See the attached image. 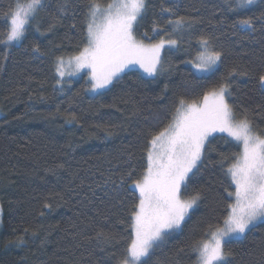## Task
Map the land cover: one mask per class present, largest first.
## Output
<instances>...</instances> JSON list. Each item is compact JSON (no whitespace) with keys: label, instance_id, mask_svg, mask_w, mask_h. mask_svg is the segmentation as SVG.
<instances>
[{"label":"trees","instance_id":"1","mask_svg":"<svg viewBox=\"0 0 264 264\" xmlns=\"http://www.w3.org/2000/svg\"><path fill=\"white\" fill-rule=\"evenodd\" d=\"M111 2L100 0L103 6ZM50 3L53 7L40 11L33 22L40 32H46L55 14V0ZM162 3L164 0H148L146 14L136 29L138 39L145 31L151 35L153 20H161ZM175 3L179 15L195 16L200 21L194 25L195 34L210 32L218 37L216 43L224 48L226 56L216 76L233 62L252 69L250 77L236 79L230 102L249 110L253 131L260 134L264 130V94L255 84L264 68L262 24L256 23L255 33L236 36L230 26L238 18L258 16L264 12V4L256 0L246 11L229 13L224 11L225 0ZM7 5L8 0H0V8ZM82 19V12L78 10L73 16L70 11L58 20L53 32L44 36L30 28L23 45L13 48L7 62L0 66V264H116L125 245L102 252L94 237L101 230L115 233L118 238L127 235V225L121 221L126 218L132 194L121 192L117 196L110 187L103 186L104 180L110 175L118 178L129 166H135L137 173L142 171L146 159L139 134L153 125L158 130L167 123L174 95L185 92V81L191 80V66L181 63L191 57L182 47L165 55V61L171 60L174 69L155 80H141L136 71H128L110 90L91 94L83 90L87 87L86 74H81L71 78L63 91H54V86H59L55 84L52 61L74 52L82 35ZM2 20L0 16V30L4 28ZM221 20L225 23L219 24ZM74 23L76 27L72 28ZM33 44L39 45L45 55L34 57L30 53ZM55 45L62 46L55 49ZM165 84L167 92L163 91ZM202 94L203 89L187 87L186 99L190 102ZM70 113L77 117L71 123ZM209 147L215 151L206 153L188 189L205 187L204 201L183 231L172 233L147 258V264H192L195 259L185 244L198 220L224 195L221 169L210 165L209 160L219 159V153H238L242 146L226 143L217 134ZM129 153L132 160L126 164ZM118 199L124 203L118 204ZM44 203L51 204V208L43 209ZM18 237H23L22 246L8 245ZM225 251L232 253L229 264H264V220L255 223L244 236L234 238ZM112 252L117 255L111 256Z\"/></svg>","mask_w":264,"mask_h":264},{"label":"snow or ice","instance_id":"2","mask_svg":"<svg viewBox=\"0 0 264 264\" xmlns=\"http://www.w3.org/2000/svg\"><path fill=\"white\" fill-rule=\"evenodd\" d=\"M260 2L264 4V0ZM255 3L256 0H225L224 11H246ZM52 7L50 0H8L7 7L0 8L4 24L0 30V66L7 62L13 48L23 45L30 28L40 32L33 22L40 11ZM54 8L55 14L46 32H40L41 36L53 32L58 20L70 11L73 16L78 10L83 15L82 35L74 52L56 56L52 61L55 84L59 86L58 89L54 86V91H63L72 77L83 72L87 73V87L83 90L102 94L128 71H136L141 80H155L171 72L174 65L171 60L165 61V55L182 47L191 57L181 61L191 66V80L185 81V92L174 95L167 123L158 130L153 125L139 134L146 166L139 173L135 166H129L118 178L110 175L104 180L103 186L110 187L117 196L121 192L132 195L125 209L126 218L121 221L127 225V235L118 238L115 233L97 231L94 239L101 245L100 251L124 244L116 264H147V258L172 233L183 231L207 191L203 186L188 191L189 182L200 171L206 153L215 151L209 145L218 134L226 143L242 146L241 151L232 155L219 153V159L209 160L210 165H219L221 169L224 195L198 220L185 249L195 256L192 264H229L232 253L225 251L226 245L244 236L258 220H264V130L254 133L249 110L230 102L236 79L250 77L252 69L233 62L216 76L226 56L224 48L218 46V37L210 32L195 34L194 25L200 21L195 16L179 15L175 0H164L159 13L161 20H153L151 35L145 31L140 39L136 29L146 14L148 0H112L107 6L100 0H55ZM164 16L168 18L163 19ZM258 22L264 32V12L238 18L230 26L232 35L255 33ZM30 53L37 58L45 55L37 44L31 46ZM212 77L215 79L209 83ZM187 87L203 89L202 97L198 95L189 102ZM255 87L264 94V68ZM167 89L165 84L163 91ZM69 116V123L77 119L75 114ZM106 131L112 134L111 129ZM131 160L129 153L125 163L130 164ZM230 160L234 162L229 164ZM117 203L124 201L118 199ZM42 208L50 209L51 204L44 203ZM43 214L41 211L40 215ZM22 242L23 237H18L7 243L19 247Z\"/></svg>","mask_w":264,"mask_h":264},{"label":"rangeland","instance_id":"3","mask_svg":"<svg viewBox=\"0 0 264 264\" xmlns=\"http://www.w3.org/2000/svg\"><path fill=\"white\" fill-rule=\"evenodd\" d=\"M107 6V5H106ZM82 74H86L87 75V73H83L82 72ZM142 75H143V73H141ZM81 74H78L77 76H80ZM77 76H74V77H77ZM73 78V77H72ZM91 94H95V93H92V92H90ZM0 217H1V208H0ZM259 221H261V220H258L257 222H259ZM256 222V223H257Z\"/></svg>","mask_w":264,"mask_h":264}]
</instances>
